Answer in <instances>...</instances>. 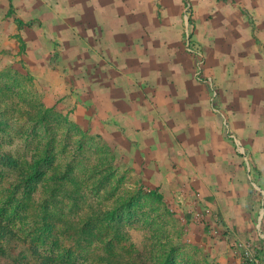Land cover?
<instances>
[{
  "label": "rangeland",
  "instance_id": "374dc122",
  "mask_svg": "<svg viewBox=\"0 0 264 264\" xmlns=\"http://www.w3.org/2000/svg\"><path fill=\"white\" fill-rule=\"evenodd\" d=\"M240 4L0 0V155L19 166L0 158V218L20 238L0 264H23V239L65 264H264V190L247 186L264 185V119L222 91L260 69L239 66L255 46Z\"/></svg>",
  "mask_w": 264,
  "mask_h": 264
},
{
  "label": "crops",
  "instance_id": "0c3cea01",
  "mask_svg": "<svg viewBox=\"0 0 264 264\" xmlns=\"http://www.w3.org/2000/svg\"><path fill=\"white\" fill-rule=\"evenodd\" d=\"M236 2V5L240 4L241 2L243 4L244 11L249 14V16L246 18L245 21V26L247 27V32H248V38L252 41L254 47L250 49V54L248 55L247 58H245V61L243 63H240V60H242V57H239V66L241 67H247V63L249 61H252L254 64H259L260 69L256 72V75L254 76L255 79H251L249 74H247L244 78V87L241 86L240 82H236V78H229V73H232L231 75L235 77L237 73L236 67H239L237 65L238 58H234L235 63H230V65H225V66H231L228 67L227 70L225 67V73H227V78H225V81L220 83V84H226L228 80H232L231 85H227L226 89H222L223 92H228L231 94L233 90H238V88L241 87L243 91H246L248 94V101L251 102L250 107L255 108L256 106L259 107L260 109V115L264 119V0H234ZM241 5V4H240ZM242 6V5H241ZM236 10H238L235 7ZM258 44V46H256ZM210 66V65H209ZM258 66V65H257ZM233 67V68H232ZM220 68V67H219ZM240 68V67H239ZM239 71V70H238ZM211 72V71H210ZM215 74V73H214ZM204 76V75H203ZM208 80L213 79L208 77ZM239 81V80H238ZM214 82V81H213ZM231 97L233 98V94H231ZM233 100V99H232ZM231 100V101H232ZM230 101V100H229ZM258 103V104H257ZM213 108L219 115H224L225 110L218 104L215 105L213 104ZM225 116V115H224ZM244 116H248V114H244ZM233 122V121H230ZM229 127V124L224 122L223 124V129L225 132ZM225 138L226 140L231 143L235 144L234 142L237 141L238 139L236 135L233 133H225ZM238 142V141H237ZM245 149V147L243 146ZM243 151V149L241 150ZM240 158L242 157L241 155L237 154ZM247 162V161H246ZM245 168V165L243 166ZM247 186L248 188L250 187V192L258 194L255 190H264V185L258 183L257 181L253 180L252 182L247 181ZM262 191L261 193H263ZM247 198V199H246ZM245 203L244 206L247 204H250L252 202V198L249 194L245 195ZM252 210H249L247 213L251 212ZM253 212V211H252Z\"/></svg>",
  "mask_w": 264,
  "mask_h": 264
},
{
  "label": "trees",
  "instance_id": "16d2710c",
  "mask_svg": "<svg viewBox=\"0 0 264 264\" xmlns=\"http://www.w3.org/2000/svg\"><path fill=\"white\" fill-rule=\"evenodd\" d=\"M12 8H13V6H12ZM12 8H11V10H12ZM16 21H17L19 26H23V27H27V26H30L32 24V22H27L24 19L22 20L21 18H17ZM0 158L2 160L6 161L8 164L13 165L14 168L19 167L18 164H16L13 161L12 157H9V156L3 154V155H0ZM42 161L43 160L40 158V156L38 154L33 155L31 163H30V165H28L29 169L23 168V183H24L23 192L27 193L28 197H29V194L32 191H34L36 189V187L38 186V183L36 180L38 178H40L41 176L45 175L44 170L42 169L41 166H39L42 163ZM137 193H139V195L141 197L148 199L153 204H155L157 206L158 205L162 206L163 207L162 208L163 213L165 215L168 214L167 207L164 205V203H162V195L157 190H150L148 192H144L141 189H138ZM2 218H0V241L6 242L8 244L11 241H13L14 239L19 240L20 238L17 237V235H15V233L12 231V229L7 224L4 223ZM23 246H25V248H27L29 253H30V255L23 254V264H31L29 259H34L37 262L36 264H65V262L62 261L61 258H59V256L54 257L52 255L51 256L50 255H43V254L38 252L36 247L31 248L30 246H28V242L26 241V239H23ZM160 246L164 247V244L160 243ZM112 252H113L112 253V255H113L114 251H112ZM167 258H168V255H165V256L161 255L160 264H164L165 263L164 260L166 261ZM113 259H115V256L113 257ZM67 264H75V263L68 261Z\"/></svg>",
  "mask_w": 264,
  "mask_h": 264
},
{
  "label": "built area",
  "instance_id": "2783aa9c",
  "mask_svg": "<svg viewBox=\"0 0 264 264\" xmlns=\"http://www.w3.org/2000/svg\"><path fill=\"white\" fill-rule=\"evenodd\" d=\"M262 214V213H261ZM244 254H247V253H244ZM249 262H250V264H258L259 263V261H258V259H256V258H254V259H252L251 257L249 258V260H248Z\"/></svg>",
  "mask_w": 264,
  "mask_h": 264
}]
</instances>
